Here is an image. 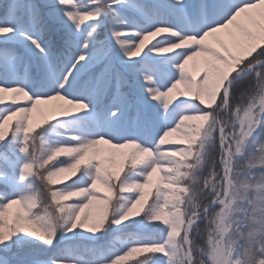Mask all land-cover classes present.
<instances>
[{"label":"snow or ice","instance_id":"6c2138e0","mask_svg":"<svg viewBox=\"0 0 264 264\" xmlns=\"http://www.w3.org/2000/svg\"><path fill=\"white\" fill-rule=\"evenodd\" d=\"M0 264H264V0H0Z\"/></svg>","mask_w":264,"mask_h":264}]
</instances>
